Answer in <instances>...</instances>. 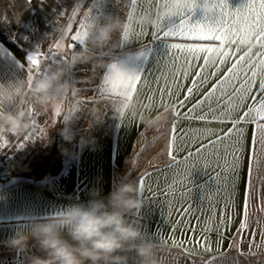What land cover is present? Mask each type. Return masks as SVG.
<instances>
[{"label": "crops", "instance_id": "1", "mask_svg": "<svg viewBox=\"0 0 264 264\" xmlns=\"http://www.w3.org/2000/svg\"><path fill=\"white\" fill-rule=\"evenodd\" d=\"M245 2L228 0L231 9L239 8ZM77 3L82 10L90 12L88 35L83 44L63 53L57 62L43 61L42 74L29 77L23 66L25 63L0 40V115L23 111L24 119L30 121V126L36 131L31 137L32 142L23 148L16 142V134L7 126L0 127V133L10 134V141L14 144L12 148H18L17 153L11 156L13 162L17 163L14 167L18 168L24 162L31 164L38 156L50 152L55 158L48 170L23 172L8 181H0V264H28L32 254H44L34 239H29L28 247L24 250L8 247L5 241L17 231L30 232L33 224L53 221L74 204L88 205L94 199L107 202L109 193L126 176L138 183L145 173L150 175L141 195L144 205L129 213L128 218L141 229L142 235L136 243H154L161 264H200V260L207 258L208 254H203V257L188 256L184 249L199 251L196 242L201 236L211 244V255L223 252L236 264H264V236L261 235L264 213L258 207L252 209L248 235L240 245L244 254L241 255L235 247L229 249L233 240L240 239L236 229L240 223L247 154L235 189L230 184L217 186L214 175L219 169L214 164L204 167L203 160H197L191 169L190 181H185L183 186L175 184L172 193L168 194V186L173 185V181H180L187 169L182 163L169 167L172 162L167 145L176 117L169 113L166 123L161 121L158 124H164L159 129L147 127L140 120V117L147 119L156 115L165 104L176 106L178 99L183 98L186 86L191 85L193 74L199 70L198 65L203 63L202 58L193 62L188 79L179 80V88L172 86L171 74L178 69L173 67L170 59L175 50L170 49L169 44L200 43L162 34L165 29L179 24L183 17H166L161 23L160 32H156L155 26L137 23L135 19L141 13L154 14L155 3L151 13L133 10L131 0H78ZM186 15L190 17V23L204 22L206 19L205 12L199 8ZM116 20L131 24L132 28L115 27L107 41L99 40L100 29L112 26ZM139 26L147 29L146 34H137ZM81 52L90 58L78 56ZM64 55L68 57L66 61L63 60ZM230 63L221 66L220 71L211 76L199 91L211 87L227 71ZM121 69H128V72L122 76L110 75ZM179 70H184L182 63ZM212 71L215 69L208 70ZM55 72H60L59 79L52 81L53 86L48 92L34 90L37 79L48 78ZM134 72H141L146 82L135 98L131 92L97 95L92 90L105 78L119 81ZM17 86H22V95H15ZM157 88L161 91H156ZM168 88H171V95ZM76 89H88L79 91L76 94L78 99L95 98L98 102L80 104L78 111H71ZM153 94V100L148 101L146 97ZM65 98L67 102L62 103ZM196 98L193 96L192 101ZM58 106L62 111L59 117L54 115ZM145 107L152 111L144 112ZM177 123V135L189 128L203 126L189 120ZM211 126L221 127L215 124ZM65 130L73 137L71 140L65 138ZM176 147L177 161H183L189 151L195 150V145L180 139L176 141ZM252 184L258 197L264 191V173L254 171ZM189 188L191 192H188ZM153 194H156L155 198ZM233 200L235 210L229 206L227 215H224L225 205H230ZM258 203V198L252 200L253 205ZM228 215L235 219L231 224L221 226L220 218L223 216L227 220ZM257 219L261 222L259 225ZM206 228L211 231H204ZM252 232H255V242L251 247L255 254H249ZM158 241H162L159 251ZM121 254L129 256V264H139L135 250L123 249Z\"/></svg>", "mask_w": 264, "mask_h": 264}, {"label": "snow or ice", "instance_id": "2", "mask_svg": "<svg viewBox=\"0 0 264 264\" xmlns=\"http://www.w3.org/2000/svg\"><path fill=\"white\" fill-rule=\"evenodd\" d=\"M30 2V0H26ZM167 6L171 0H164ZM156 8L161 0H131L133 10L153 12L152 5ZM215 9L211 13L205 12V21L190 23V17L186 13H191L195 9L184 8L177 15L183 17L179 24L169 27L163 31V35L168 37L184 38L200 43H171L169 48L175 50L170 59L173 67L177 71L172 75V86L179 88V80H187L189 70L193 62L203 59V63L198 65L199 70L193 74L190 86H186L182 99H178V104L173 110V121L170 128L168 140V155L171 160L169 167L182 163L187 166L186 174L180 181H173V185L168 186V194L173 191V186L177 183L183 184L190 181L191 169L197 160H203L204 167L213 164L215 168V182L217 186L229 185L235 189L240 177L242 167H244L245 155L247 154V169L245 173L244 193L240 205V223L236 229L239 240H233L229 249L235 247L241 255L244 254L240 247L246 235H248L250 214L254 207H258L264 213V191L258 197L255 196V188L252 184L254 171L264 173V0H246L239 8L231 9L228 0H214ZM155 8V9H156ZM211 14V15H210ZM90 12L82 10L77 3L71 13L62 11L60 17L65 23L59 31V36L52 40L48 51L37 48L36 51L26 55V63L23 65L27 69L29 77L42 74L41 64L43 61L55 63L61 59L63 53L74 50L77 45L83 44L89 28ZM171 17V16H170ZM166 17H161V23ZM131 20V16L128 17ZM7 21V19H3ZM161 23L154 27L156 32H160ZM75 26V27H74ZM147 29L139 26L137 34H146ZM254 34V45L245 47L242 40L247 33ZM127 35V32H125ZM63 56V60H67ZM231 61L227 71L223 73L211 87L200 92L211 76H215L220 71L221 66ZM179 62V63H178ZM184 65V70H179V64ZM209 69L215 71L208 72ZM111 70V69H109ZM81 83L80 81H75ZM146 86L141 72H134L123 80H109L105 78L102 84L92 89L97 95L110 92L117 95L124 92H131L133 98L138 91ZM30 87V80H29ZM88 89H76L73 92L74 105L71 111L79 110L80 104L96 103L95 98L78 99L76 94L79 91ZM171 95V88L167 89ZM156 91H161L157 88ZM193 96L197 98L192 101ZM153 95L146 97L152 101ZM192 101L191 103H189ZM65 98L62 103H66ZM149 107L144 108V112H151ZM54 115H62L61 107L58 106ZM195 121L202 127L189 128L178 132V121ZM166 123V122H165ZM221 127H212L211 125ZM164 125V124H163ZM163 125L150 126L159 129ZM224 125H228L226 128ZM43 135V131H41ZM155 139V138H154ZM186 140L189 144L195 145L194 151H189L183 161H177L175 152L177 151L176 141ZM8 142L0 133V148L7 147ZM150 173H145L138 180L140 194L145 190V183ZM191 188L188 192H191ZM156 194H153L155 198ZM258 198L257 205L252 204V200ZM231 206L235 210V201L225 205V213ZM234 216L228 215L227 220L223 216L219 220L221 226L231 224ZM261 222L257 219V224ZM204 231H211L206 228ZM261 235L264 236V228H261ZM155 238V237H150ZM255 242V232L250 234L249 254L252 252V244ZM162 241H158L159 251ZM199 251L185 248L188 256L208 254L207 258H202L200 264H236L226 253L211 255L213 248L207 238L201 236L197 242ZM182 246V245H181ZM219 246V242H218ZM259 247V245H257Z\"/></svg>", "mask_w": 264, "mask_h": 264}, {"label": "clouds", "instance_id": "3", "mask_svg": "<svg viewBox=\"0 0 264 264\" xmlns=\"http://www.w3.org/2000/svg\"><path fill=\"white\" fill-rule=\"evenodd\" d=\"M201 9L211 13L215 9L214 0H171L165 5L164 0L154 10V14L141 13L135 19L137 23L157 26L161 17L176 16L182 9ZM132 28L131 24H123L116 20L110 27L100 29L99 40L107 41L115 27ZM242 45H254V34L244 35ZM78 56L89 59L83 52ZM128 69L113 72L112 77L122 76ZM60 72L52 73L48 78L37 79L34 90L46 93L53 86L52 81L59 79ZM15 95H22V86L14 89ZM175 105L165 104L161 111L147 119L140 117L147 127L156 126L161 121L169 119ZM23 111L0 115V127L7 126L14 134H19L30 127V121L24 119ZM65 138L73 137L65 130ZM144 200L141 198L139 185L127 176L119 182L115 190L103 199H94L88 205L74 204L67 207L62 214L53 221L37 222L30 232L17 231L5 244L17 250L28 247L29 239H34L43 255L32 254L28 264H129V256L121 254V250H135L139 264H161L155 245L152 242L136 243L142 235L141 229L133 224L128 214L142 208ZM67 237L66 238V235Z\"/></svg>", "mask_w": 264, "mask_h": 264}, {"label": "trees", "instance_id": "4", "mask_svg": "<svg viewBox=\"0 0 264 264\" xmlns=\"http://www.w3.org/2000/svg\"><path fill=\"white\" fill-rule=\"evenodd\" d=\"M78 0H0V40L22 63H26L25 57L29 52L41 48L47 52L52 40L57 37L58 29L65 23L60 17V12L71 13ZM58 16L56 25L49 21V17ZM7 19V28L1 25L3 19ZM33 24L34 30L28 38L21 35V25ZM53 152L31 162L23 163L20 167L11 168L7 173L1 166L0 181L5 182L23 172L36 170H48L54 163Z\"/></svg>", "mask_w": 264, "mask_h": 264}, {"label": "rangeland", "instance_id": "5", "mask_svg": "<svg viewBox=\"0 0 264 264\" xmlns=\"http://www.w3.org/2000/svg\"><path fill=\"white\" fill-rule=\"evenodd\" d=\"M49 21L54 23V25H56V23L58 22V16L49 17ZM1 25H3L5 28H7V22L6 21L1 22ZM33 30H34V26L31 23L21 25V35L25 38H28L30 36V33ZM9 135H10L9 133L3 134L4 138L8 142V146L0 148V158H1V161L3 162L2 167L4 168L5 173H7L8 170L11 168H16L14 166L17 165V163L13 162V158L11 156H12V153H15V154L17 153L16 151L18 148L17 147L12 148V146H14V144L10 141ZM31 142H32V138H30L29 141L26 142V144H30ZM26 144H23L21 147H23V148L26 147L25 146ZM15 146H16V144H15ZM16 158L17 157H15L14 161H16Z\"/></svg>", "mask_w": 264, "mask_h": 264}, {"label": "built area", "instance_id": "6", "mask_svg": "<svg viewBox=\"0 0 264 264\" xmlns=\"http://www.w3.org/2000/svg\"><path fill=\"white\" fill-rule=\"evenodd\" d=\"M36 131L34 130V128H32L31 126L29 128H27L26 130H24L23 132L16 134V142L18 143V145L22 146L23 144H26L27 141H29V139L32 137V135L35 133Z\"/></svg>", "mask_w": 264, "mask_h": 264}]
</instances>
